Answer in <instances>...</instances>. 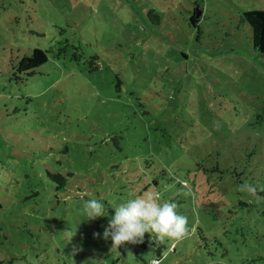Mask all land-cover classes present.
Wrapping results in <instances>:
<instances>
[{
    "label": "rangeland",
    "instance_id": "rangeland-1",
    "mask_svg": "<svg viewBox=\"0 0 264 264\" xmlns=\"http://www.w3.org/2000/svg\"><path fill=\"white\" fill-rule=\"evenodd\" d=\"M250 9L264 0H0V48L48 53L28 75L0 71V264H148L153 234L119 255L101 237L117 204L154 188L190 230L160 241L162 264H264V54L239 22ZM46 170L73 172L64 191ZM92 196L107 217L87 220Z\"/></svg>",
    "mask_w": 264,
    "mask_h": 264
},
{
    "label": "clouds",
    "instance_id": "clouds-1",
    "mask_svg": "<svg viewBox=\"0 0 264 264\" xmlns=\"http://www.w3.org/2000/svg\"><path fill=\"white\" fill-rule=\"evenodd\" d=\"M241 191L255 195L256 188L250 184L240 185ZM188 193H185L187 195ZM179 205L164 199L158 189H152L143 195L129 198L114 207V215L108 220L102 233V239L111 240L112 248L118 253L125 243L143 242L145 234H155L159 241L165 238L180 241L189 235L188 217L178 211ZM83 214L88 221L107 217L106 205L92 196L83 202ZM94 237L101 236L94 233ZM72 235H69V239ZM150 264H162V260L154 256Z\"/></svg>",
    "mask_w": 264,
    "mask_h": 264
},
{
    "label": "trees",
    "instance_id": "trees-1",
    "mask_svg": "<svg viewBox=\"0 0 264 264\" xmlns=\"http://www.w3.org/2000/svg\"><path fill=\"white\" fill-rule=\"evenodd\" d=\"M200 17H201L200 15L196 16V11L193 10L191 16L189 17L190 24L195 25L199 21ZM239 22H245L249 25L251 29L250 41L253 50L257 53L264 54V10L262 9L245 10L241 13L239 17ZM15 54H16L15 58L11 56L4 57L5 55H15ZM91 59L96 60V56H92ZM47 61H48V53L46 50L42 48H38V47L32 49L28 48L26 51H23L19 45H16V43H7L0 48V71H3L8 68L11 69V72L16 71V73H26V75H28L30 74V71H32L33 68L43 65ZM148 156H150V154H148ZM148 165L149 164H147V166ZM227 173L229 178L232 179L234 183H236V179L238 181V174L235 175L233 174V178L231 175L232 173H236L235 170H230ZM71 175H73V172L71 171L70 172L68 171L65 173V175H63L59 172L52 173L46 170V177H47L46 179L51 184H54L55 190H57L56 192H61L65 190V187L67 185V177H70ZM171 179L175 180V185L186 187L183 185V181H180L179 179H175L174 177H171ZM148 184L149 183H145L143 185V188H145L146 185ZM196 191L198 190L196 189ZM202 191L203 192L201 193L202 195L201 197H205L208 191H210V184L207 185V189L203 188ZM204 191H206L205 195H203ZM153 236L154 239L152 243L155 246L154 250L157 256L160 258L161 249L164 245L156 238L155 234H153ZM150 262L148 264H150Z\"/></svg>",
    "mask_w": 264,
    "mask_h": 264
},
{
    "label": "water",
    "instance_id": "water-1",
    "mask_svg": "<svg viewBox=\"0 0 264 264\" xmlns=\"http://www.w3.org/2000/svg\"><path fill=\"white\" fill-rule=\"evenodd\" d=\"M200 13H201V12H197V13H196V16H199V15H200Z\"/></svg>",
    "mask_w": 264,
    "mask_h": 264
}]
</instances>
